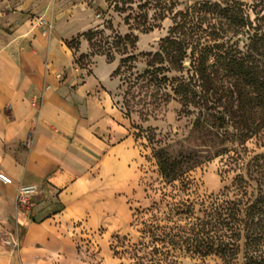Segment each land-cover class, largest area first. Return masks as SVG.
Here are the masks:
<instances>
[{"label":"crops","instance_id":"1","mask_svg":"<svg viewBox=\"0 0 264 264\" xmlns=\"http://www.w3.org/2000/svg\"><path fill=\"white\" fill-rule=\"evenodd\" d=\"M45 5L0 0V170L14 181L0 183V228L21 241L18 251L0 241V264H78L77 242L102 227L109 242L139 187L142 159L115 63L97 56L92 72L80 68L89 44L82 39L76 54L67 40L83 21L65 28V13L46 11L55 23L46 36L34 25ZM19 185L38 188L30 216L17 209Z\"/></svg>","mask_w":264,"mask_h":264},{"label":"trees","instance_id":"2","mask_svg":"<svg viewBox=\"0 0 264 264\" xmlns=\"http://www.w3.org/2000/svg\"><path fill=\"white\" fill-rule=\"evenodd\" d=\"M106 1L111 8V0ZM179 7V0H115L114 12L126 14L129 34L106 37L105 30L92 29L67 45L77 54L84 39L93 51L89 57H105L108 63L117 55L126 56L113 77L127 67L136 76L135 86L153 99L152 105L177 101L188 113L191 108L223 109L211 113L219 124L213 158H222L224 173L234 176L231 184L202 204L194 223L165 227L159 241L167 253L185 247L202 259L216 257L217 264H264V153L247 147L257 141L264 149V0ZM167 19L172 21L168 35L160 40L158 51L142 54L146 69L134 75L137 56L129 52L139 41L134 32L150 33ZM105 29L114 30L111 21ZM86 58L78 56L76 64L81 66ZM200 124L198 118L196 126ZM159 167L170 183L188 171L164 162ZM190 210L189 205L186 215ZM156 249L151 257L135 255L136 264H172L168 258L156 259Z\"/></svg>","mask_w":264,"mask_h":264},{"label":"rangeland","instance_id":"3","mask_svg":"<svg viewBox=\"0 0 264 264\" xmlns=\"http://www.w3.org/2000/svg\"><path fill=\"white\" fill-rule=\"evenodd\" d=\"M45 1L47 5L42 7L45 11L41 12V16L36 19L48 20L53 26V31L55 23L45 15L46 11H50L52 15L56 13L61 16L65 13L66 16L64 15L60 20L65 28H69V25L74 23L79 25L83 21L84 24L80 25L83 32L78 35L92 29L105 30L106 37H113L116 33L122 36L130 33L123 21L126 14L120 15L114 12L115 0H111V8L106 0ZM179 1V9L182 10L195 3L216 0ZM72 7L73 12L68 13L67 11H70ZM79 9L83 12L81 16L78 14ZM109 21L113 24L114 33L105 29ZM171 26L172 21L167 19L161 23L159 29L150 33L134 32L139 38L136 49L129 51L130 55L137 56L135 69L132 72L134 75L146 69V58L142 54L158 51L160 40L168 35ZM92 52L89 46V54H85L88 58L81 60L83 69L90 72L94 65L93 58L89 57ZM124 57L116 56L115 70ZM104 60H106L105 57ZM81 66L79 67L82 68ZM135 77L127 67L122 68L116 77L119 82L116 96L125 119L134 133L136 146L142 159L139 168V187L127 203V219L122 217L119 232L113 235L109 242L101 240L105 227L98 229L95 234L90 233L82 242H77V249L81 256L78 264H136L135 255L151 257L155 247L158 251L154 252V257L163 262L168 258V262L172 264H217L216 257L202 259L188 253L185 247L173 249L167 253L159 238L162 237V229L165 227H185L194 223L201 216L202 204H209L215 196L220 195L224 188L231 184L234 176L224 173L222 158H213L218 143L215 134L219 124L211 113L223 109L200 111V109L191 108L192 112L188 113L177 101L152 105L153 99L148 96V93L146 94V89L135 86L137 83ZM198 118H201L200 127L196 126ZM256 143L257 141L249 142L247 147L256 153H264V149L258 148ZM160 162L178 165L188 171L177 181L170 183L162 177ZM189 205L191 210L186 215ZM183 212H185L184 215Z\"/></svg>","mask_w":264,"mask_h":264},{"label":"built area","instance_id":"4","mask_svg":"<svg viewBox=\"0 0 264 264\" xmlns=\"http://www.w3.org/2000/svg\"><path fill=\"white\" fill-rule=\"evenodd\" d=\"M34 25L46 36H51L53 33L52 24L45 18L35 19ZM58 78L62 79V76L59 75ZM36 104L34 105L36 106ZM26 146H31V136L28 137ZM0 183L4 185H13L14 181L0 170ZM37 194L38 188L35 185H19L15 200L17 209L21 213L30 216L35 207L34 199ZM0 241L4 246L11 248L13 251H18L21 248L19 237H17L12 231H8L4 228H0Z\"/></svg>","mask_w":264,"mask_h":264}]
</instances>
